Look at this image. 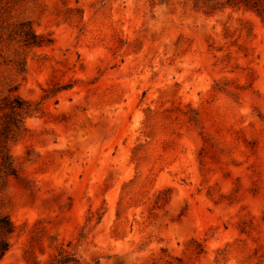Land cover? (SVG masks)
I'll use <instances>...</instances> for the list:
<instances>
[{
  "label": "rangeland",
  "instance_id": "374dc122",
  "mask_svg": "<svg viewBox=\"0 0 264 264\" xmlns=\"http://www.w3.org/2000/svg\"><path fill=\"white\" fill-rule=\"evenodd\" d=\"M6 93L40 112L0 264H264V0H0Z\"/></svg>",
  "mask_w": 264,
  "mask_h": 264
},
{
  "label": "trees",
  "instance_id": "16d2710c",
  "mask_svg": "<svg viewBox=\"0 0 264 264\" xmlns=\"http://www.w3.org/2000/svg\"><path fill=\"white\" fill-rule=\"evenodd\" d=\"M262 13L260 6H249ZM6 38L24 47L49 45L52 38L37 34L29 21L21 20L9 24L5 28ZM15 58L11 61L19 72L25 71V56L15 53ZM69 87L68 84L53 86L45 89L44 98L53 96L61 88ZM40 112L39 103L32 104L17 94H0V192L5 187L9 177H18L19 168L9 150V142L16 139L25 130V118ZM1 201V199H0ZM14 231V225L7 212L0 210V259L5 255L10 247V237ZM75 261L73 254L60 250L55 256L54 264H66Z\"/></svg>",
  "mask_w": 264,
  "mask_h": 264
}]
</instances>
